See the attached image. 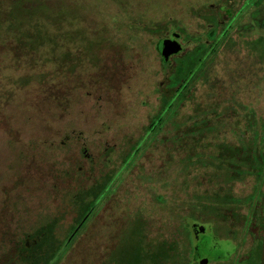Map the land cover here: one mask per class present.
I'll return each mask as SVG.
<instances>
[{
  "label": "rangeland",
  "instance_id": "obj_1",
  "mask_svg": "<svg viewBox=\"0 0 264 264\" xmlns=\"http://www.w3.org/2000/svg\"><path fill=\"white\" fill-rule=\"evenodd\" d=\"M14 1L0 0V264L12 261L24 229L35 239L58 220L55 237L66 239L76 195L109 177L60 264H120L136 247L137 221L149 245L178 243L186 264H239L257 238L264 243L255 228L239 240L227 235L241 230L237 218L251 213L249 204L231 206L227 222L198 204L256 194L255 173L224 184L219 167L197 161L214 160L224 147L245 150L252 140L264 152L262 46L247 53L238 37L231 48L220 45L206 58V84L147 130L171 74L162 69L158 38L175 27H204L199 14L220 0H26L25 20L12 14ZM204 113L215 131L177 140ZM198 225L229 250L213 238L195 248Z\"/></svg>",
  "mask_w": 264,
  "mask_h": 264
},
{
  "label": "flooded vegetation",
  "instance_id": "obj_2",
  "mask_svg": "<svg viewBox=\"0 0 264 264\" xmlns=\"http://www.w3.org/2000/svg\"><path fill=\"white\" fill-rule=\"evenodd\" d=\"M198 17L201 21L203 20L204 27L201 24H199L197 26L198 28L195 30H191L189 27H175L158 38L155 49L161 58L162 69L164 71L166 70L168 74L171 73L168 75L165 85H162L163 95L165 94L168 100H173L175 96L180 95L179 92L182 88H184L182 93L183 101L186 99L188 101L191 100L196 92V88L205 85L209 76L210 69L208 67L210 64L207 65L208 62H206V58H213V56L220 50V45L223 46L222 44L224 43L225 46L231 48V45H235L238 42L236 39L237 37L241 38L242 44H247V53L254 54L256 49L258 50V46H262V52H259L261 55L258 56V59H260L261 63H263L262 65H264V0H220V3L217 5H208L206 10L200 13ZM172 27L173 26L171 25V28ZM212 34H214V36L211 39H208L207 37H210ZM233 34H236L237 36H233ZM237 46L239 47L238 44ZM192 56H197L200 68H197L198 72H196V70H192L190 69V66H188L183 81L184 85L181 87L175 79L176 71L183 66L182 60L184 58L186 63L189 64V58ZM263 187L264 186H262L261 189ZM262 192L264 191L262 190ZM258 198L259 197L252 199L255 205L252 207L250 206L251 222L249 229L255 228L257 230H264V199L263 201H260ZM256 210H258V214L255 213ZM76 216L75 224L70 228L67 238L60 243L55 237V229L58 220L48 223L53 224L55 222V224H53L54 226L49 229L47 228L48 224L42 227L38 231L35 239H31L29 228L24 229L23 238L13 249V258L9 264H60L59 259L62 253L66 249L72 248L76 238L87 228L86 225L90 221L92 215H89L84 219L85 228L82 232H78L82 227V224L77 225L79 216ZM140 223L142 225V233L144 234L145 225L142 221H140ZM75 225H77V229L73 230ZM195 232L198 240L197 246L194 245L195 248L208 239L206 238L208 237L207 235L211 233L213 234L212 229L211 232H208L206 227L200 225L196 226ZM47 234L53 237L51 239L52 244L50 247L52 251H58V254L48 263L46 259L41 258L45 256L43 253L40 256V259H31L32 247L38 244ZM213 239L215 240V238ZM215 242L217 241L215 240ZM256 242L257 243L251 248V250H253L259 242H262L264 256L263 240L257 238ZM39 248L44 251L46 249L44 244ZM193 261L191 264H193ZM194 263H196V260ZM101 264L106 263L104 262Z\"/></svg>",
  "mask_w": 264,
  "mask_h": 264
},
{
  "label": "trees",
  "instance_id": "obj_3",
  "mask_svg": "<svg viewBox=\"0 0 264 264\" xmlns=\"http://www.w3.org/2000/svg\"><path fill=\"white\" fill-rule=\"evenodd\" d=\"M32 1V0H31ZM15 5L12 11V14L14 15L15 19L21 18L22 20H25L26 17V11L24 10L23 6L26 4V0H15ZM34 2V1H33ZM40 2V1H38ZM38 7V6H35ZM18 8H21L23 11H19ZM39 10V9H38ZM37 8L35 10V14L33 15V12H30L31 17H36L38 11ZM21 26L23 21H20ZM188 61V60H187ZM183 66L180 67L176 71V81L180 84L181 87H183V81L185 78V74L187 71V67L190 66V69L196 70L198 72L197 68L199 67V59L197 56H192L189 58V64L186 63L185 58L182 60ZM183 89L180 90V95L175 96L173 100H168L166 95L164 94L162 96V104L163 107L160 110L158 116H156L157 121L153 125V122L148 127V131H154V128L158 125H160L164 122V119L166 117V113L171 110L172 108H176L178 110L179 106L181 105L183 101ZM176 100L177 104L175 106L171 105L172 101ZM166 109V113L164 114V110ZM162 114V116H161ZM206 113L203 115L196 116L195 119H193V124L190 131H182L184 134L182 135L181 132L177 140L181 139H187V134H191L192 137L196 136H205L208 132L215 131L214 126H208L207 125V118H205ZM176 117V116H175ZM174 117V118H175ZM200 118H202L200 120ZM197 120V121H196ZM193 137V138H194ZM253 142L248 141V145L246 149H241L237 146H229L224 147L223 151L220 155L217 156H211V159L209 161H205L202 158H198V163L203 167H209V166H217L221 169V174L219 177L224 184H231L233 185V182L236 179H240L241 176H244L248 173H255L257 178V186H256V194L253 196H249L246 199H239L234 197H227L225 195H219L215 197H209L204 198L206 202H202V198H199L198 203L200 206H205V208H208V211L211 214H214L216 216H220L222 218V221H228L226 212H232L230 210L231 206L238 207L239 204H249L252 207L255 205L253 203L254 198L259 197L258 199L260 201H263L264 199V192H262L261 187L264 186V152L256 153V150L254 148L255 145H251ZM254 147V148H253ZM130 155V154H129ZM189 159H192L189 158ZM223 167V168H222ZM112 177H109L107 181L104 184H99L98 186H95L89 190L82 191L79 194L76 195L74 198V207L76 208V211L78 212V222L77 225L82 224L81 228L78 230V232H81L85 226H84V219H86L87 216H91L93 211L96 209L97 204L102 196V194L105 192L106 188L109 187V183ZM233 209V208H232ZM263 211V210H262ZM260 212V211H259ZM258 214V210L255 212ZM235 215V214H234ZM240 217V216H239ZM240 219L242 228L237 231H231L230 228L226 229L227 235L233 237L235 240H239V234L243 233V236L245 233L249 230L251 218L250 213L246 216H242ZM258 218V217H257ZM261 221V219H260ZM55 224V222L53 223ZM53 224H48L47 228L53 227ZM136 225L133 227L135 228L134 232L137 235L138 241L136 242V247H133L132 249H129L124 257L120 258L121 262L120 264H186L188 260H186V257L183 255V250H180V247L178 243H167V242H161L154 245H149L148 242L145 240V236L142 233V225L140 222H136ZM77 225L73 227V230L77 229ZM226 235V236H227ZM208 239L215 238V236L211 233L207 235ZM50 235H45L41 241H39L38 244L34 245L31 249V259H40L41 254H45L44 257H41L43 259L47 260V263L54 259V257L58 254V251L51 249L50 245L52 244V239ZM190 239V238H189ZM219 244H222L229 250V244L226 242H218ZM41 244V245H40ZM45 245L46 249L45 251L43 249H40L39 247L42 245ZM141 244V245H140ZM148 244V245H146ZM187 248V246H185ZM44 252H43V251ZM60 250V249H59ZM194 251V249L192 250ZM193 254V252H192ZM263 246L262 242H259L258 245L251 251H249L243 258L240 260H236L239 264H264V258H263Z\"/></svg>",
  "mask_w": 264,
  "mask_h": 264
},
{
  "label": "water",
  "instance_id": "obj_4",
  "mask_svg": "<svg viewBox=\"0 0 264 264\" xmlns=\"http://www.w3.org/2000/svg\"><path fill=\"white\" fill-rule=\"evenodd\" d=\"M194 244H195V246H197V244H198V240H196V241L194 242ZM201 262H202V264H208L209 261H208L207 259L203 258Z\"/></svg>",
  "mask_w": 264,
  "mask_h": 264
}]
</instances>
